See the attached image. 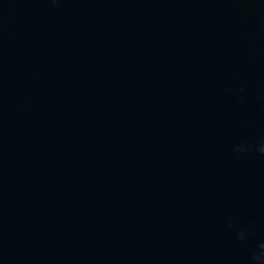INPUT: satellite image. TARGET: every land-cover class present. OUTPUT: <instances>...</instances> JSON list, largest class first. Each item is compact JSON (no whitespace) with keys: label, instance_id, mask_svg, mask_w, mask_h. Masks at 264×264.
Segmentation results:
<instances>
[{"label":"water","instance_id":"95a60500","mask_svg":"<svg viewBox=\"0 0 264 264\" xmlns=\"http://www.w3.org/2000/svg\"><path fill=\"white\" fill-rule=\"evenodd\" d=\"M262 142L264 0H0V264H260Z\"/></svg>","mask_w":264,"mask_h":264},{"label":"clouds","instance_id":"9594fccd","mask_svg":"<svg viewBox=\"0 0 264 264\" xmlns=\"http://www.w3.org/2000/svg\"><path fill=\"white\" fill-rule=\"evenodd\" d=\"M244 89L241 88V91H243ZM247 149V146L244 144L241 145H237V151H245ZM258 150L260 153H264V142L260 143L258 145ZM243 233L241 234V238H243ZM254 259L258 262H260V264H264V245L261 246V250L256 253L254 255Z\"/></svg>","mask_w":264,"mask_h":264}]
</instances>
